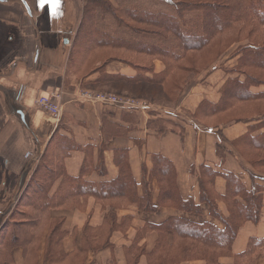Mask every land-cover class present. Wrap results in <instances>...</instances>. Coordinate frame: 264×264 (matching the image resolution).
<instances>
[{
  "label": "crops",
  "instance_id": "obj_1",
  "mask_svg": "<svg viewBox=\"0 0 264 264\" xmlns=\"http://www.w3.org/2000/svg\"><path fill=\"white\" fill-rule=\"evenodd\" d=\"M83 3L70 7L76 11L75 17L65 19L62 27L56 24L54 29V25L46 24L45 18H38L44 5L36 7L33 0L0 1V228L28 191L43 155L50 152L54 141L60 140L55 133L60 128L63 129L60 130L61 135L76 148L70 150L68 143L63 146L66 156L62 157L61 165L65 174L52 184L46 201L57 200L62 194V186L72 188L81 185L101 190L103 186L104 190L115 186L113 182L120 177L122 164L125 163L137 184L136 198L132 200L128 193H112L106 197L77 194L70 197L66 205L41 213L43 219L63 221L60 227L62 237L56 246L61 259H48L53 229L47 227L34 231L37 238L30 249L35 251L32 261H28L23 247H15L11 251L13 263L8 264H151L150 258L152 260L156 255L160 242L163 241L167 249L174 245L173 232L160 233L158 227L172 220H184L196 224L212 222L223 228L220 222L212 219L210 207L201 203L199 174L204 166L221 174L215 182L220 194L226 191V180L222 176L228 173L236 174L248 189L251 187V167L238 155L233 143L243 137L253 123L231 122L220 128L217 124L216 128L207 130L206 123L216 121L215 118L199 121L194 117L204 101L219 102L221 88L229 78L234 77L226 74L222 66L236 63L237 58L224 55L216 64L176 89V96L172 92L164 95L162 102L145 101L152 105L148 113H128L114 106L82 102L79 92L86 89L124 95L118 90L102 87L148 86L142 83L132 85L118 79L98 85L102 74L109 78H135L139 73L135 67L138 62L140 65L150 64L153 71L146 73L148 78L162 75L167 69L160 58L150 59L146 55L115 49L112 55H128L130 63L112 61L103 71L85 74L77 80L80 73L70 70L72 48L65 46L74 42L82 21L76 13L84 11L86 5ZM14 5H21L28 13L29 21L38 34L35 36L37 42L33 62H30L31 53L25 50L24 34L16 39L14 46L15 36L10 30L26 22L12 18L10 10L14 9ZM38 24L40 27L43 24L47 26L39 28ZM8 32L12 33L9 40L3 39ZM69 36L70 42L67 40ZM52 52L57 55V66L50 63L49 53ZM40 55H46L47 59ZM169 81L167 79L155 88L166 90ZM253 91H264V88ZM49 95L58 96L56 102L61 107L59 121L37 105L39 98ZM161 125L165 128L164 132H159ZM119 128L123 131L122 135L108 134ZM263 132L264 129L254 136ZM220 145L228 151L225 160L218 155ZM157 156L172 164L176 171L178 196L183 201L191 200L200 206L201 213L182 211L169 199L162 202L163 187L158 175L153 174ZM147 193L153 208L149 211L144 209L147 205L143 202ZM218 209L227 216L228 211L222 202L218 203ZM251 238H264V200L261 222L258 225L247 223L240 229L232 256L222 258L221 263L234 264V256L246 251ZM180 264L204 262L185 261ZM257 264H264L263 255L258 256Z\"/></svg>",
  "mask_w": 264,
  "mask_h": 264
},
{
  "label": "trees",
  "instance_id": "obj_2",
  "mask_svg": "<svg viewBox=\"0 0 264 264\" xmlns=\"http://www.w3.org/2000/svg\"><path fill=\"white\" fill-rule=\"evenodd\" d=\"M99 3L91 0L86 4L84 12L88 11L90 17L84 20L83 16L75 33L69 60L70 70L75 74L84 71L87 74L103 71V68L112 61L130 63L129 60L117 55L108 58L94 57L95 51L110 50L113 54L112 51L115 49L126 50L130 53L146 55L150 59H162L167 66L165 73L148 78L146 73L153 71L150 64L140 65L138 62L135 67L139 73L135 78L121 76L109 78L102 74L97 84L104 85L118 79L132 85L142 83L155 87L169 79L167 89L161 90L167 95L170 90L180 89L181 85L184 86L200 72L216 64L224 53L219 54L213 63L203 70L195 65L186 68L184 61L192 52L201 54L209 50L216 41L221 44L222 38L227 43L233 42L232 46L239 44L233 54V58H237L234 69L229 70L222 66L226 74L234 77L229 78L221 88L219 102L204 101L194 116L195 119L221 120L229 117L237 109L241 110L240 107L243 108L245 105H260L257 107L264 108V91H253L255 88H264V0H157L154 3L143 1L131 3L124 0L116 3V7L108 3H100L101 7L106 6L107 12L111 15L115 12L120 13L127 20H122L124 23L120 22L118 29L112 28V31L101 29L98 21L93 17V13L100 11ZM92 27L95 30H92ZM119 30L122 32L119 33ZM242 36L247 37L246 43L240 40ZM86 41H93L94 44L81 51ZM218 49L221 50L220 46ZM184 71L186 73L192 71L190 79L180 82L178 81L180 77L174 78ZM231 122L253 123L248 132L233 143L238 155L251 167V187L248 189L236 174L228 173L222 176L226 180V191L220 194L215 188V182L221 174L204 166L199 174L201 203L210 207L212 219L220 222L223 228L212 222L196 224L184 220H172L157 229L160 233L172 231L174 245L167 249L165 243L160 242L156 255L152 260L150 258L151 264H180L185 261L222 264V258L232 256L240 229L247 223L258 225L261 222L264 200V132L255 136L254 134L264 129V110H258L245 118L228 119L227 122L218 124V128ZM216 127L217 124L215 127L207 125L206 129L211 130ZM159 128V132H164L163 125ZM60 130L57 129L55 132L60 140L54 141L52 147L50 146V152L43 155L28 191L23 194L21 202L0 228V264L13 263L11 251L15 247H23L28 254V261H32L35 258V251L30 249L37 238L34 231L47 227L53 229L48 259H61V253L57 251L56 246L59 245L62 237L60 227L63 221L43 219L41 213L66 205L65 202L70 197L77 194H100L106 197L112 193L119 195L128 193L132 200L136 198L137 184L130 174L128 164L125 163L122 164L120 177L113 182L115 186L105 190L104 186L102 190L81 185L72 188L62 186V194L57 200L46 201L52 184L65 174L61 165L62 157L66 156L63 146L68 143L70 150L76 148L66 139L67 137L61 135ZM219 133L221 134V131ZM108 134L117 136L122 135L123 131L119 128ZM217 152L222 160L226 159L228 151L223 146H218ZM155 163L156 171L153 174L158 175L160 185L163 187L162 202L165 203L169 199L182 211L201 213L200 206L195 205L191 200L183 201L178 196L176 171L172 164L160 156L155 158ZM149 197L150 194L147 193L143 201L147 205L144 208L147 211L153 209ZM43 198L45 200L42 202ZM220 202L225 205L227 216L219 211ZM141 206L143 207L142 204ZM19 209L26 212L20 213ZM189 244L191 246L187 247ZM259 255L264 256V238H251L246 251L234 256V264H257Z\"/></svg>",
  "mask_w": 264,
  "mask_h": 264
},
{
  "label": "rangeland",
  "instance_id": "obj_3",
  "mask_svg": "<svg viewBox=\"0 0 264 264\" xmlns=\"http://www.w3.org/2000/svg\"><path fill=\"white\" fill-rule=\"evenodd\" d=\"M82 1H84L83 4L86 5L91 0H66L65 2H61V0H45V2L43 3L44 8L40 11V16L38 18L39 19L45 18L46 24L48 23L50 25L51 24L54 25V27H53L54 29H56V26H55L56 24H58L59 26L61 25V27H62L65 19L68 20V18L73 19L75 17L76 11L70 9V7L73 8L75 6L74 4H79ZM138 1L152 2V3L157 2V0H149V1L127 0V2H131V3H133V2L135 3ZM95 2L108 3L109 5H113L115 7L116 5H114V4H116L118 2H124V0H95ZM100 3H99V5H100ZM33 4L36 7L41 5L40 0H33ZM68 7H69V9H68ZM169 10H172V9H169ZM10 12L12 13V18H15L18 21H23V20L26 21L25 23H23L24 21L22 22L24 25L21 24L19 27H15V28H13V30H10V31H12L13 35L15 36L14 41H13L14 46L17 44L16 39H19L20 35H22V34L25 35V37H24V41H25L24 44H26L25 50H28L31 53L30 62H33V59L35 58V45L37 42L35 40V36L37 37V35H38L37 32L35 31L36 29H35V27H33L32 23L29 21L28 13L25 12V10L21 7V5H14V9L10 10ZM77 15H79V19L83 18V16H84L85 17L84 20L86 19V17L87 18L90 17L88 11H86V12H84V11L78 12L77 11L76 17H77ZM93 17H95V19L98 21V25L101 27V29H103L105 31H112V28L115 30L118 29V24L120 22L124 23L122 20H126V18L123 14H120V13L117 14L115 12L114 15H111L110 13H108L105 5L103 7H101V5H100V11H98L95 14L93 13ZM46 24H43V25H46ZM43 25H41V27H43ZM41 27L39 25V28H41ZM89 29H90V27H89ZM92 30H95L94 27H92ZM118 32L121 33L122 30H119ZM12 33L8 32V36L3 35V39L9 40L8 37H10L12 35ZM126 33H127V31H126ZM6 36H7V38H6ZM130 36L132 37L133 34H131ZM74 37H76V34ZM49 40L51 41V39H49ZM67 40L68 41L71 40V37L70 36L67 37ZM240 40L242 42L244 41V43H246L247 37L242 36V38ZM220 41H221V44L219 43V41H216L215 43H213V45L211 46V48L209 50H207L206 52L205 51L201 52V54L192 52L190 54L189 58L186 61H184V66L187 68L191 65L192 66L195 65V66H197V68L203 70V69L207 68L211 63H213L214 59H216V57L221 53H224L222 55V57L224 55H226V56H228V58H233V54L238 47L237 45H239V44L232 46L233 42L227 43L222 38L220 39ZM72 42H70L65 47H71L72 48L73 43H74V42L73 43ZM29 43H30V45H29ZM93 44H94L93 41L92 42L86 41L84 43L83 49H81V51H84L85 48L88 49ZM49 45H52V43H50ZM219 46H220L221 50H219V49L217 50V48H219ZM28 47H29V49H28ZM68 50H69V48H68ZM49 54L51 55V56H49L50 57L49 58L50 63L55 64V59H56L57 55H55L53 52L49 53ZM111 55H112V53L110 52V50L95 51L94 52V57H100L101 56V58H108ZM120 56L123 58L129 59L128 55L120 54ZM40 57H43V59H45V60L47 59L46 55L45 56L40 55ZM55 66H57V64H55ZM235 66H236V63L234 62L233 64L228 63V64H226V66H223V67L226 69H229V70H233ZM185 71L182 73H178L174 78L180 77L178 80L180 82L185 80V79L186 80L190 79V77H191L190 75H191L192 71L190 73H186ZM84 72L83 73L80 72V74L76 77L77 80H79L85 74H87V72L86 73H84ZM117 87H119V88H117ZM102 89L112 90V91L118 90L120 93H123L124 95L133 96L134 99H137L139 101L153 100V101H157V102H162L165 100L163 92L158 87L150 88V87L145 86V85H138V86H136V85H134V86L116 85V86H110V87H102ZM176 89L170 90L168 94H171V92H173V95L176 96V93H177L175 91ZM86 91H92V89H86ZM81 92H83V90ZM124 95H123V97H126ZM257 106H260V105H254V106L245 105L243 108L240 107L241 110L237 109L234 113L229 115V117H226V118L221 119V120L209 122L210 124H208V123H206V124L208 126H215L216 124L225 123V122H227L228 119H231V118H235V117L236 118H239V117L245 118V117L253 115L258 110H264L263 107H257ZM248 157H249V155H248ZM19 211H20V213L26 212V210H23V209H19ZM190 246L191 245L189 244L187 247H190Z\"/></svg>",
  "mask_w": 264,
  "mask_h": 264
},
{
  "label": "built area",
  "instance_id": "obj_4",
  "mask_svg": "<svg viewBox=\"0 0 264 264\" xmlns=\"http://www.w3.org/2000/svg\"><path fill=\"white\" fill-rule=\"evenodd\" d=\"M57 98L58 96L56 95L44 96L37 100V104L41 109L50 114L54 120L59 121L61 117V107L56 102ZM79 99L86 103L104 104L126 111L148 113L147 111L152 108V105L149 102L95 91L79 92Z\"/></svg>",
  "mask_w": 264,
  "mask_h": 264
},
{
  "label": "snow or ice",
  "instance_id": "obj_5",
  "mask_svg": "<svg viewBox=\"0 0 264 264\" xmlns=\"http://www.w3.org/2000/svg\"><path fill=\"white\" fill-rule=\"evenodd\" d=\"M44 2H45V0H40L41 5H43Z\"/></svg>",
  "mask_w": 264,
  "mask_h": 264
},
{
  "label": "water",
  "instance_id": "obj_6",
  "mask_svg": "<svg viewBox=\"0 0 264 264\" xmlns=\"http://www.w3.org/2000/svg\"><path fill=\"white\" fill-rule=\"evenodd\" d=\"M0 1H2V0H0ZM68 43V42H67Z\"/></svg>",
  "mask_w": 264,
  "mask_h": 264
}]
</instances>
